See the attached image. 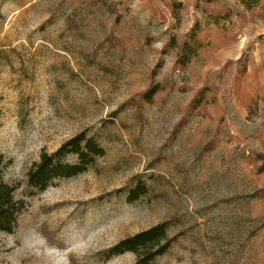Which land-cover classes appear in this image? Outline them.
Here are the masks:
<instances>
[{"label":"rangeland","instance_id":"374dc122","mask_svg":"<svg viewBox=\"0 0 264 264\" xmlns=\"http://www.w3.org/2000/svg\"><path fill=\"white\" fill-rule=\"evenodd\" d=\"M176 1L178 19L169 0H0V180L25 203L0 264H135L104 252L164 223L177 241L154 264H264V0ZM214 5L231 13L219 27ZM199 21L205 47L179 70L165 46ZM154 82L167 88L147 105ZM82 132L106 156L30 189L41 154ZM139 181L150 193L131 204Z\"/></svg>","mask_w":264,"mask_h":264},{"label":"trees","instance_id":"16d2710c","mask_svg":"<svg viewBox=\"0 0 264 264\" xmlns=\"http://www.w3.org/2000/svg\"><path fill=\"white\" fill-rule=\"evenodd\" d=\"M247 11H253L261 6L262 0H237ZM211 2V1H210ZM168 8L176 19L184 8L181 2L169 0ZM199 7V5H198ZM204 24L219 27L222 22L231 17V13L220 9L218 5L204 8ZM202 23L197 22L194 28L187 34L184 40L172 36L166 44L168 52L177 55L176 68L185 70L205 47L201 38ZM124 41H121L123 46ZM166 84L152 83L142 93L141 100L147 105H153L156 97L166 90ZM209 90L203 89L194 101V106L201 107L207 103ZM128 104H132L128 102ZM1 129V120H0ZM75 156L78 164L66 162V158ZM106 156L105 148L87 132H82L66 142L55 154L42 153L40 161L35 163L28 172V187L35 192H43L48 189L55 180L70 179L86 172L93 167L96 160ZM257 165L260 174L264 173V153L257 154L252 161ZM3 168V157H0V176ZM16 188L0 180V234H13L21 213L25 208L22 200H17ZM150 188L144 181H139L134 188L128 192L127 200L133 204L148 196ZM260 198H264V189L258 192ZM177 241V237L171 235L167 223L160 224L134 236L128 237L112 246L104 252L106 259L131 253L136 257L135 264H154L155 261L164 256Z\"/></svg>","mask_w":264,"mask_h":264}]
</instances>
